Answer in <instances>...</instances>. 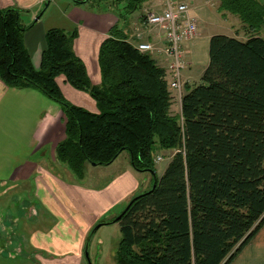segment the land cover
Masks as SVG:
<instances>
[{"label": "trees", "instance_id": "16d2710c", "mask_svg": "<svg viewBox=\"0 0 264 264\" xmlns=\"http://www.w3.org/2000/svg\"><path fill=\"white\" fill-rule=\"evenodd\" d=\"M73 1L106 11L100 5L112 4L121 19L147 0ZM219 1L248 37H210L208 65L200 83L185 85L179 113L166 69L119 25L100 45L96 83L75 52L77 31L49 29L36 68L24 43L32 25L22 23L20 8L0 7V78L61 108L66 136L56 160L82 181L87 162L109 165L126 151L135 170L153 174V186L120 218L102 221L120 227L116 264H231L264 226V1ZM59 77L96 109L69 100ZM172 150L158 176L156 153Z\"/></svg>", "mask_w": 264, "mask_h": 264}, {"label": "crops", "instance_id": "0c3cea01", "mask_svg": "<svg viewBox=\"0 0 264 264\" xmlns=\"http://www.w3.org/2000/svg\"><path fill=\"white\" fill-rule=\"evenodd\" d=\"M186 1L204 23L208 20L207 16L213 14L206 0ZM45 2L0 0V7L20 8L23 11L22 23L32 25L24 33V43L36 68L41 64L45 35L49 29L77 31L75 52L83 59L96 83L100 81L99 48L109 36L110 29L119 25L127 39L135 43L141 38L153 39L156 32L142 27L141 23L146 11L161 7V0H147L138 12L135 10L119 19L118 11L114 9L97 10L89 8V5L76 4L73 0H51L39 17ZM215 4L219 14H232L219 11V0H215ZM138 32L143 33L141 38L137 37ZM212 35L215 34L209 36V42ZM205 47L202 33L185 44L191 62L196 64L198 61L197 65H204L200 77L209 62V45L207 52ZM200 52H203L202 61L198 59ZM152 55L164 67L163 56L157 52ZM188 74L184 71L185 76ZM58 83L72 102L90 110L96 109L88 93L73 88L63 77L58 78ZM172 95V111L179 113L182 97L175 91ZM175 105L178 107L175 108ZM65 136V115L56 103L34 88L11 87L0 78V227L2 214L8 208L6 200H3L5 195L28 184L32 194L23 202L30 203V212L27 213L29 216L19 218L18 222L23 219V225L18 230L25 251L38 264H88L85 247L93 227L119 215L134 196L142 193L147 182V179H142L141 172L132 166L128 153L118 162L123 152L106 170L94 175V182H87L86 179L78 181L70 169L55 157L56 146ZM153 181L149 187L153 186ZM25 209L28 210V207ZM89 250L92 251L91 246ZM95 250L98 252L97 247ZM0 264L3 262L0 261ZM231 264H264V226Z\"/></svg>", "mask_w": 264, "mask_h": 264}, {"label": "rangeland", "instance_id": "374dc122", "mask_svg": "<svg viewBox=\"0 0 264 264\" xmlns=\"http://www.w3.org/2000/svg\"><path fill=\"white\" fill-rule=\"evenodd\" d=\"M191 1H194V0H191ZM260 1L263 2L264 0H260ZM205 2L206 4L210 5L209 7H211L213 11L212 12L213 14H211L210 16L209 15L207 16L208 20H206L205 23L198 17V23L200 27L199 34L200 33L203 34V41L206 46L205 47L206 52L208 50V45H209L208 38L211 34H226L229 36H233L232 34H236L237 37L240 39H246L248 37V34L243 28L242 22L239 20V18L236 15L231 14L228 16H224L222 14L223 15L222 16L221 14L217 12V4H215V0H206ZM88 4L92 5L91 2H88ZM105 5L107 7H110V10L112 9L117 10L116 6H113L112 4L108 5L107 3H105V4H101L100 6L101 8H103V7H106ZM95 8L100 9V7H97V6ZM138 10H140V8L137 9L136 12H138ZM204 17H205L204 19H207L206 15H204ZM209 17H211L210 20H209ZM234 17H237L238 19ZM262 29H263L262 33L264 35V27ZM202 45H203V42H202ZM201 50L202 49H200V51ZM187 59H188V66L185 69V72L188 71L189 76H185L183 73V79H184L185 85L186 84H191V85L198 84L201 82L200 74L204 69V65L202 63L197 65L198 61H196V64H193L191 62V57L190 59L189 57ZM198 59L202 61L203 52L199 53ZM185 85L183 88V93L185 92ZM176 107L178 106L175 105V108ZM162 152L164 151H160L156 153V156L160 154L164 157L162 160L156 163V173L158 176H161L163 174L167 164L169 163L173 154L176 151L172 150V151H165L164 153ZM126 155H127V152L124 151L123 154L119 156L118 162L124 159ZM109 165H94L93 163L87 162L86 168H85L86 181L94 182V175L100 174L101 171L106 170ZM117 166L118 165H116L115 167ZM141 175H142V179L143 178L147 179V182H145V185L143 187L144 189L142 190V193H144L151 188L149 186H150L151 181L153 180V174L148 171H144V172H141ZM20 192H23L22 196L20 195ZM31 194H32V189L30 188L28 184L25 183L23 186L17 187L16 189L10 191L8 194L5 195L3 199V200H6L5 201L7 203L6 206H8L6 212L2 214V220H1L2 225L0 227V261H2L3 264H38V262L33 261L28 256L27 252L25 251L24 246L21 242V239H20L21 237H20L19 230H18L19 227H22L23 225L21 224V221H23V219L20 220V222H18L19 218L21 216L23 217H25L26 215L29 216L27 213L30 212V207H31L30 203H27V202L25 203L23 201H25V198L30 197ZM25 207H28L29 211L25 209ZM124 208L122 210L119 209V211L121 210L120 212H122ZM17 224L19 225L18 228L16 227ZM120 239H121V232H120L119 224L111 223V224H106V225L101 226L91 237L90 246L92 248V251L91 250L89 251H90V258L92 260V263L93 264H97V263L98 264H116L115 254H116V250L120 242ZM96 247L98 248L99 257H97L98 252H96L95 250Z\"/></svg>", "mask_w": 264, "mask_h": 264}, {"label": "built area", "instance_id": "2783aa9c", "mask_svg": "<svg viewBox=\"0 0 264 264\" xmlns=\"http://www.w3.org/2000/svg\"><path fill=\"white\" fill-rule=\"evenodd\" d=\"M143 16L141 26L155 31V38L143 39V33L138 32L140 41L130 42L142 52H157L163 56L169 89L182 97L185 85L183 73L188 66L185 44L199 36L198 17L186 0H161L159 10H148ZM163 158L157 155L156 163Z\"/></svg>", "mask_w": 264, "mask_h": 264}, {"label": "water", "instance_id": "95a60500", "mask_svg": "<svg viewBox=\"0 0 264 264\" xmlns=\"http://www.w3.org/2000/svg\"><path fill=\"white\" fill-rule=\"evenodd\" d=\"M50 2H51V0H46L45 5H44V9H47V8L49 7ZM41 13H42V11L40 12L39 17L41 16ZM39 17H38V18H39ZM93 164L95 165V163H93ZM132 201H133V199H131V201H129V203L126 205V207L124 208V210H123L119 215H117V217H115V220L121 217V215H122V214H123L128 208H129V206H130V204L132 203ZM104 224H105L104 222H100V223H98V224L92 229V231H91V233H90V237H89V239H88V241H87V244H86V247H85V257H86V259H87L88 264H93V263H92V260H91V258H90V251H89L90 239H91L92 235L96 232V230L99 229V228H100L102 225H104Z\"/></svg>", "mask_w": 264, "mask_h": 264}]
</instances>
